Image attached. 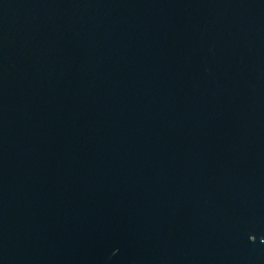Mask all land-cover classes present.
<instances>
[{
	"label": "water",
	"instance_id": "obj_1",
	"mask_svg": "<svg viewBox=\"0 0 264 264\" xmlns=\"http://www.w3.org/2000/svg\"><path fill=\"white\" fill-rule=\"evenodd\" d=\"M0 264H264V0H0Z\"/></svg>",
	"mask_w": 264,
	"mask_h": 264
}]
</instances>
